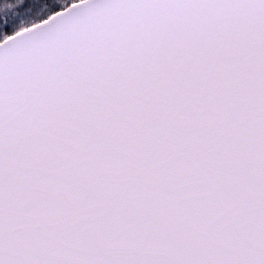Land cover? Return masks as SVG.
Returning <instances> with one entry per match:
<instances>
[{
  "label": "snow or ice",
  "instance_id": "1",
  "mask_svg": "<svg viewBox=\"0 0 264 264\" xmlns=\"http://www.w3.org/2000/svg\"><path fill=\"white\" fill-rule=\"evenodd\" d=\"M0 264H264V0H0Z\"/></svg>",
  "mask_w": 264,
  "mask_h": 264
}]
</instances>
